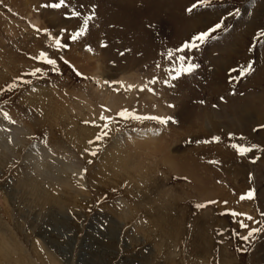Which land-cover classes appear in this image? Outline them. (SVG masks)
I'll return each instance as SVG.
<instances>
[{
  "label": "rangeland",
  "instance_id": "obj_1",
  "mask_svg": "<svg viewBox=\"0 0 264 264\" xmlns=\"http://www.w3.org/2000/svg\"><path fill=\"white\" fill-rule=\"evenodd\" d=\"M59 2L0 0V119L31 129L28 147L78 161L85 186L71 179L79 196L64 190L63 211L34 208L18 184L23 154L0 156V264H264V231L242 239L264 229V0L51 7ZM86 17V32L70 39ZM217 23L198 49L176 51ZM54 38L67 47H52ZM41 51L55 69L34 59ZM180 55L199 67L173 80L165 69ZM122 110L172 119H124ZM66 111L74 125L63 137L56 131ZM77 128L94 135L76 144L81 154ZM125 207L134 212L128 220ZM160 209L174 233L170 251L137 228L144 219L156 232L148 215Z\"/></svg>",
  "mask_w": 264,
  "mask_h": 264
},
{
  "label": "bare ground",
  "instance_id": "obj_2",
  "mask_svg": "<svg viewBox=\"0 0 264 264\" xmlns=\"http://www.w3.org/2000/svg\"><path fill=\"white\" fill-rule=\"evenodd\" d=\"M70 114L73 113L71 111H66L62 115L61 127L63 131H56L61 135L63 134V137L65 135L64 132H66V129L70 128L73 124L71 119L69 118V116H71ZM76 117L79 120L83 119V117H81V114L77 115ZM79 131L78 135L80 136H76V139H79V141L77 142V140L75 139V144L73 143V145L75 146L77 153L81 154V146L83 145L82 142L84 141L83 139L86 140V137L92 138L94 135L92 133V130L80 128ZM72 132L76 134V131L74 132V130H72ZM27 137H31V129L23 130L15 127L7 120V118L0 119V156L16 159L18 154H23V165L17 170L18 173H22L19 174V176L21 175V178L18 180V184L28 193V204H30L34 208L47 210L46 212H48V209L63 211L70 204V201L66 199V196H64V190L69 189L74 192L76 196H79L77 192L75 193V191L72 190H75V187L71 184V179H74L78 183V185L85 186L86 176L84 174L83 168L78 161L65 163L60 160L54 161V159H52L53 157L46 150L42 149V147H40L38 144H34L32 147H28L26 142ZM9 138H11V142H9ZM77 143L82 145L77 146ZM88 148L90 150L92 148V145H88ZM127 178L130 177L128 176ZM137 181L138 182L133 181V183L136 182L135 185L139 186L142 179L140 181L138 179ZM165 195V198H167L166 203L169 204L171 202V199L169 198L168 194ZM202 199L208 200L206 199V197ZM133 214L134 212L130 208L125 207L123 209L122 218L124 220H128ZM149 216L150 218L148 219H150L152 223L158 227V229H156V232L155 230L147 228L149 226V221H146L144 219L138 221V230H143L144 235H147L150 238H159L157 240V244H155L156 248L160 249L161 246H167L168 244L166 242V238L170 235L173 236L174 233H172V230H168L167 232V229L165 230L162 227V224H166L168 223V221L170 222L169 216H167V213L161 209L159 211L150 213L148 217ZM169 245L170 249L174 246L172 243ZM169 248L166 247V250L170 251ZM46 263L48 264V261Z\"/></svg>",
  "mask_w": 264,
  "mask_h": 264
},
{
  "label": "snow or ice",
  "instance_id": "obj_3",
  "mask_svg": "<svg viewBox=\"0 0 264 264\" xmlns=\"http://www.w3.org/2000/svg\"><path fill=\"white\" fill-rule=\"evenodd\" d=\"M64 0H60L59 3H55L52 4L51 7H55V8H59L63 5ZM191 9H189L190 11ZM236 14H239V11L237 10ZM73 16H78L79 13L78 12H73L72 13ZM88 19H90V17H86L84 20V26L82 28H80L78 31L74 32L71 36L70 39L72 40H76L79 36L83 35L86 30H87V26H88ZM221 27L220 23H217L214 25V27L209 28L206 31H202L198 34H195L192 36L191 41L190 42H185L183 45H181L180 48L176 49L177 52H181L183 53L186 49L188 51H191L192 49H198L199 44H202L205 39L209 36L210 33L214 32L215 30L219 29ZM39 31V30H38ZM45 33H47V29L43 30ZM62 32L64 31L63 29L61 30ZM261 35H264V33H261ZM55 42L52 45V47H54L55 49H61V48H66L67 45L61 43L60 39L54 38ZM199 42V43H197ZM169 58H172V52L169 51L168 53ZM34 59L42 61L44 64L46 65H51L53 67V69H55L56 67V63L57 61L55 59L49 58V55L47 52L45 51H41L39 53L38 56L34 57ZM186 59H188L185 55H180L177 58V63H178V67H174L172 69H165V71H170V73H174V75H171V79L175 80L177 78H179L181 75H186L189 73H192L193 70L195 68H198L199 65L194 64V63H187L185 64ZM65 63H68L67 61H64ZM157 67H159V65H157ZM246 71H251V65H249V67L246 69ZM41 72V68H35L30 75L32 76H36L37 73ZM79 74V73H78ZM243 74V73H242ZM151 83H156V78L153 77L151 80ZM165 83H168L167 81H165ZM131 87V86H129ZM149 91H151V89H149ZM171 107V105H170ZM118 115L124 119H134V120H140V119H153V120H157L159 123L164 124L167 123L168 120L172 119L171 117H156V116H151V117H141L138 115H135L134 113H129L127 110H122L118 113ZM101 119H105V117H101ZM12 123H15L14 121H12ZM105 127H107V124L105 125ZM105 135H107V133H105ZM213 139H218L217 137H214ZM9 142H11V138H9ZM89 143H92V141H89ZM233 147H236V145H233ZM253 147H256L255 145H253ZM238 151L243 154L246 153L248 151H250L249 148L246 147H239ZM92 155H95V152L92 153ZM83 171L86 172V169H84ZM248 199H251L253 197V192L250 190L247 194H246ZM245 197L242 196L241 199H244ZM205 205L202 204H198L196 205V207H204ZM233 216L237 215V213H232ZM247 219L251 220L252 217L248 216ZM241 227H247V225H245L244 223H241L240 225ZM264 231V229H251L247 236L242 237L243 240L247 241L249 239V237H251L253 235V233H255L256 231Z\"/></svg>",
  "mask_w": 264,
  "mask_h": 264
}]
</instances>
